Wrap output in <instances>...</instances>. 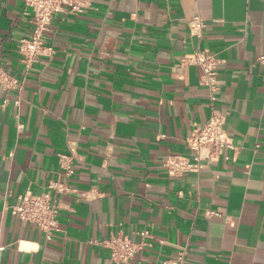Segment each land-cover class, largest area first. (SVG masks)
<instances>
[{"label":"crops","instance_id":"obj_1","mask_svg":"<svg viewBox=\"0 0 264 264\" xmlns=\"http://www.w3.org/2000/svg\"><path fill=\"white\" fill-rule=\"evenodd\" d=\"M85 2L54 15L25 66L17 46L31 9L0 0V64L22 83L0 86V264H125L99 242L137 241L142 229L149 245L128 264L182 249L185 264H264V0ZM196 51L218 60L213 102L200 66L183 62ZM213 108L235 149L170 176L162 161L188 154L186 138ZM56 181L69 190L46 239L10 206Z\"/></svg>","mask_w":264,"mask_h":264},{"label":"built area","instance_id":"obj_2","mask_svg":"<svg viewBox=\"0 0 264 264\" xmlns=\"http://www.w3.org/2000/svg\"><path fill=\"white\" fill-rule=\"evenodd\" d=\"M86 0H23L24 5L31 9L33 28L28 37L20 39L18 52L20 61L29 66L36 61L44 47L46 33L50 30V24L57 13L79 12L89 3ZM204 24L200 17L193 18V30L198 33ZM186 64H197L201 68L199 83L207 86L210 91L211 102L215 101L217 86V62L218 60L210 54L204 52H194L186 55L183 60ZM255 63L264 70V50L258 55ZM0 86L6 90H17L22 88L20 80L12 75L0 64ZM20 98L15 100L18 104ZM188 154H169L162 161L163 167L170 176H181L188 172H198L209 163L218 160L225 149L234 150L229 135L225 129V114L222 109L213 108L208 120L195 126L190 135L186 138ZM71 150H73L71 148ZM66 156L61 157V163L66 160ZM48 190L41 194H34L26 191L17 197L14 205L10 206L11 214L19 219L22 224L31 223L39 228L46 239H50L52 234L58 230L57 215L59 212V202L57 194L64 193L69 189L62 182L56 181L47 185ZM139 239L134 241L131 237L123 234L112 235L110 238L99 242L110 250L111 260L115 263L131 262L134 255L149 245L148 238L151 233L148 229L136 232ZM4 246L0 247V251ZM186 249L178 252L175 259L162 260V264H185ZM132 264H141L135 261Z\"/></svg>","mask_w":264,"mask_h":264}]
</instances>
